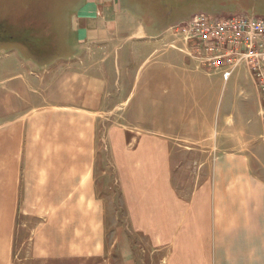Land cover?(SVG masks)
Listing matches in <instances>:
<instances>
[{
	"label": "crops",
	"instance_id": "1",
	"mask_svg": "<svg viewBox=\"0 0 264 264\" xmlns=\"http://www.w3.org/2000/svg\"><path fill=\"white\" fill-rule=\"evenodd\" d=\"M140 35L135 40L154 50L168 45L147 29ZM183 56L164 51L135 74L126 118L127 125L142 126L140 134L115 123L112 140L127 146L115 154L114 166L130 220L145 221L153 247H170L166 264H264V128L255 82L245 67L225 82ZM87 61L60 57L49 67L7 76L14 112L0 128V264H15L20 219L35 259L103 253L98 137L110 85ZM237 88L250 95L237 101ZM193 155L206 160L196 162L193 190L185 197L175 190L173 163ZM177 173L180 181L181 169Z\"/></svg>",
	"mask_w": 264,
	"mask_h": 264
},
{
	"label": "rangeland",
	"instance_id": "2",
	"mask_svg": "<svg viewBox=\"0 0 264 264\" xmlns=\"http://www.w3.org/2000/svg\"><path fill=\"white\" fill-rule=\"evenodd\" d=\"M200 14L216 18L241 15L264 18V0H0V128L11 118L9 114L14 112L12 108V111L8 109L9 105L12 107L9 101L12 94H7L9 74L14 76L19 71L26 75L28 70L30 72L49 67L57 58L82 56L88 57V68L99 69L108 75L110 85L107 87L109 108L99 125L98 137L99 153L102 156L98 166V193L105 204L106 213L103 253L83 259H35L30 252L31 237L28 229L22 226L24 223L20 219L17 222L19 233L17 232L15 243V264L167 263L170 247H153L146 237L145 221L133 223L130 220L125 193L114 166L115 154L123 152L127 146L123 140H112L113 130L115 123L128 124L126 113L135 94H129V91L133 88L135 92V74L145 72L164 51H170L179 57L184 55L183 57L194 61L198 70L208 76L222 75L221 72H212L204 66V57H198L195 53L191 56L180 38L170 31ZM146 29L150 36L157 40L168 39V45L154 50L151 45L135 40ZM97 42H108L113 46L94 47ZM181 49L185 52L180 51ZM102 59L106 60L101 61ZM4 91L7 94L5 103ZM240 91L241 89L237 88L234 94L237 101L250 95L245 92L239 94ZM14 95L16 97V94ZM129 97L131 99L126 101ZM259 99V121L263 127L261 123V126L256 127L264 128V101L260 97ZM115 105L117 107L113 109ZM154 119L158 128L156 122L160 123L161 115L156 113ZM127 126H131L128 131H132L134 135L143 131L141 125ZM211 128L215 133L216 127ZM193 130L191 127L190 132ZM131 133L129 136L133 135ZM180 137L175 144L182 150L184 143H181L183 139ZM260 141L261 145L263 144L261 149L264 150V130ZM201 160L206 159L193 155L174 160L173 179L175 190L179 194L185 197L191 194L198 168L196 162ZM179 169L182 171L180 181L177 179ZM27 224L29 226V223Z\"/></svg>",
	"mask_w": 264,
	"mask_h": 264
},
{
	"label": "built area",
	"instance_id": "3",
	"mask_svg": "<svg viewBox=\"0 0 264 264\" xmlns=\"http://www.w3.org/2000/svg\"><path fill=\"white\" fill-rule=\"evenodd\" d=\"M170 31L180 38L191 56L195 53L204 57V66L212 72H221L225 82L245 67L264 101V18L246 15L216 18L200 14Z\"/></svg>",
	"mask_w": 264,
	"mask_h": 264
}]
</instances>
